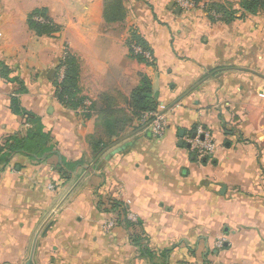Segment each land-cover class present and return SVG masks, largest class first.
Listing matches in <instances>:
<instances>
[{"label": "crops", "instance_id": "1", "mask_svg": "<svg viewBox=\"0 0 264 264\" xmlns=\"http://www.w3.org/2000/svg\"><path fill=\"white\" fill-rule=\"evenodd\" d=\"M112 1L0 0V143L35 128L12 111L17 96L53 150L41 162L17 155L0 174V264H264V15L223 24L202 7L224 4L240 17L241 0H201L192 11L120 0L123 17L107 20ZM40 10L59 32L31 27ZM133 30L152 62L129 51ZM65 52L80 95L105 112L129 114L147 77L167 108L164 136L134 120L95 153L99 113L85 119L57 99ZM199 128L219 144L201 160L188 148ZM100 196L123 202L138 228L106 232L114 216ZM139 232L148 254L133 243Z\"/></svg>", "mask_w": 264, "mask_h": 264}, {"label": "trees", "instance_id": "2", "mask_svg": "<svg viewBox=\"0 0 264 264\" xmlns=\"http://www.w3.org/2000/svg\"><path fill=\"white\" fill-rule=\"evenodd\" d=\"M196 5L201 3V0H192ZM108 10H113L115 17L112 18L108 15ZM206 11L213 13L211 20H219L223 24H230L238 19L246 18L247 16L264 15V0H241V16L240 12L234 11L231 7L224 4H209ZM124 10L120 0L112 1L107 7V20H114L122 18ZM113 15V16H114ZM36 16H43L47 20L46 23H39L34 20ZM218 18H216V17ZM216 18V19H215ZM31 27L38 34H54L59 32V28L55 27L51 21L46 17L44 11H36L29 19ZM130 40L137 45L141 46L147 51H151L147 43L136 33L135 30L131 32ZM132 56L143 63H148L141 56H136L130 50ZM66 67L65 77L63 82L59 85L58 79L55 80L57 85V99L65 107H70L73 110H78L83 107L86 99L82 97L78 88V67L75 59L68 54L66 61L64 62ZM2 76L9 80V70L6 67H2ZM17 83L20 88L16 93L22 94L25 92L24 85L18 79L13 80ZM129 107L130 113L120 112H105L98 109L95 103H92L89 112L85 113L83 117L85 119L91 118L96 111L99 113V117L102 119V128L104 130V139L93 141V151L99 153L101 149L107 146L114 138H118L121 133L125 130V127L134 120L140 121L144 114L153 112L157 109L158 105L153 96L151 81L142 76L141 85L133 90L130 100ZM12 111L25 122L24 125H34L35 128L28 130L25 133L17 134L6 138L0 143V174L12 163L15 156L21 155L29 158L34 162L43 161L42 158L48 153L53 151L50 149L52 138L48 133L43 131L41 127L40 119L32 112L22 107L20 98L17 96L11 99ZM63 172V169L61 170ZM66 174V173H65ZM64 174V175H65ZM69 179V178H68ZM99 208L106 214H112L117 221L118 226H123L125 229L130 230L131 228H138L139 223L133 222L128 219V210L123 202L117 200L114 197L104 198L100 196ZM133 243L142 248V252L148 254L147 249H143L142 244L145 241L142 232L134 234Z\"/></svg>", "mask_w": 264, "mask_h": 264}, {"label": "built area", "instance_id": "3", "mask_svg": "<svg viewBox=\"0 0 264 264\" xmlns=\"http://www.w3.org/2000/svg\"><path fill=\"white\" fill-rule=\"evenodd\" d=\"M173 1H174V4L180 10H183V11H192L202 5V4L196 5L192 0H173ZM208 5L209 4H206L202 8L206 10ZM34 20L39 23L47 22L45 17L43 16H36ZM130 37H129V40H130ZM129 44H130L128 45L129 51L131 50L134 55L141 56L147 62H152V56L149 51L143 49L141 46L137 45L133 41H129ZM67 57H68V53L65 52L63 54L61 63L58 67L57 79H58L59 85L63 82L64 77H65L66 67L64 65V62L66 61ZM92 103L93 102H91L90 100H86L85 103L83 104V107L78 110L80 111L81 114L84 115L85 113L89 112V109L91 108ZM166 111H167L166 106L161 105L157 107L155 111L144 114V116L139 122L142 124V126H145L146 128L150 129L156 136H158L159 138H162L167 129ZM195 134L196 136L194 138L192 137L188 138V144L190 145L191 152L196 157H198L200 160L204 158L212 157L219 148V144L214 138V135L210 131H207L203 128H199L195 132ZM132 217L133 216H131L130 213L128 212V219H130L131 221H135L134 218ZM116 226H117V221L113 217H110L108 220L104 222V229L106 232H111ZM215 246L219 249L223 246V242L218 241Z\"/></svg>", "mask_w": 264, "mask_h": 264}, {"label": "water", "instance_id": "4", "mask_svg": "<svg viewBox=\"0 0 264 264\" xmlns=\"http://www.w3.org/2000/svg\"><path fill=\"white\" fill-rule=\"evenodd\" d=\"M174 7H175V5H174V4H171L170 9L172 10ZM176 11H177V13L180 12L179 9H177ZM195 136H196V134L194 133V134L192 135V138H194ZM188 148H190V145H188ZM28 264H32V261H30Z\"/></svg>", "mask_w": 264, "mask_h": 264}]
</instances>
